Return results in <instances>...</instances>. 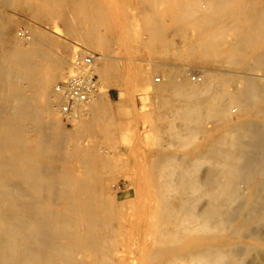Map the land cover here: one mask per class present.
Instances as JSON below:
<instances>
[{
    "label": "bare ground",
    "instance_id": "1",
    "mask_svg": "<svg viewBox=\"0 0 264 264\" xmlns=\"http://www.w3.org/2000/svg\"><path fill=\"white\" fill-rule=\"evenodd\" d=\"M167 5L182 26L202 22L206 30L197 40L188 28L157 31L168 50L155 52L169 61L137 67L136 82L159 106L162 128L177 130L173 146L195 144L199 159L179 160L173 190L159 193L142 225L124 194L109 196L120 180L108 185L95 165L112 163L111 153L90 141L111 134L109 86L132 67L116 54L126 36L114 30V14L99 0H0V264H243L242 231L264 227V0ZM129 8L126 22L139 21ZM22 23L28 32L18 36ZM197 46L219 67L175 62ZM81 65L99 85L75 105L68 128L58 86ZM199 134L206 140L197 144ZM200 160L210 167L197 178Z\"/></svg>",
    "mask_w": 264,
    "mask_h": 264
},
{
    "label": "rangeland",
    "instance_id": "2",
    "mask_svg": "<svg viewBox=\"0 0 264 264\" xmlns=\"http://www.w3.org/2000/svg\"><path fill=\"white\" fill-rule=\"evenodd\" d=\"M192 1L198 3L200 0ZM99 2L114 14V30L120 35L126 36L116 54L124 57L125 61L132 67L127 66L125 71L117 76L109 86L112 103L108 104V108L114 112L115 116L111 134L104 140L96 134L90 138L94 149L104 147L111 153L112 163H96L95 171L103 177L108 185H112L117 179L120 180V187L114 186V190L109 196L114 198L119 194H124V199L132 204L136 208V212L142 216L139 223L146 225L147 218H144L143 215L148 208L158 204L159 193L173 190L168 182L175 174L181 172L180 161L199 159V156L194 153L195 144H189L182 149H176L173 146V144L178 145L180 141L177 130L170 127L162 128L163 122L158 115L159 106L153 100L145 98L144 88L136 82L137 73L135 70L137 67L150 60L169 61V58H164L163 55L156 53L158 50L162 53L168 50L166 45L156 39V32L159 30L168 31L166 25L171 23L174 18L173 15H167L165 10L170 0H128L127 2L126 0H99ZM127 4L130 7V14L141 16L139 21L132 24L126 22L124 8ZM16 12L26 18L23 12L17 10ZM191 20L196 23L199 22L197 12L192 14ZM59 26L64 29V22L61 21ZM181 28H188L190 36L195 40H197L199 32L206 30L202 22L196 27L181 25ZM97 30L105 32L107 28L99 26ZM22 31L28 32L26 23H22L18 27V36L21 35ZM172 37L175 42H181L178 35L173 34ZM104 39V45H101L97 50H105L107 47L106 36ZM198 48L186 53L182 58H177L175 62L194 66L198 71L203 66L202 62L211 63L208 66L219 67L217 63L221 59L217 58L216 55L209 57L204 54L202 49ZM97 77L100 79L99 75ZM259 78L264 79L263 76ZM134 98H138L137 107L133 105ZM262 98L264 97L259 99ZM167 114L173 118L171 112ZM67 127L74 128V125ZM207 127L214 130L216 124L209 121ZM198 138L197 144L206 140L203 134H199ZM163 148L168 151V155L162 156L160 154ZM91 157L89 154L86 155V158ZM196 165L198 166L197 171L193 175L197 178L201 177L204 171L210 167L208 162L201 160L197 161ZM207 199L208 197L202 196L201 203ZM263 232L264 227L256 224L242 231L239 241L243 264H264Z\"/></svg>",
    "mask_w": 264,
    "mask_h": 264
},
{
    "label": "built area",
    "instance_id": "3",
    "mask_svg": "<svg viewBox=\"0 0 264 264\" xmlns=\"http://www.w3.org/2000/svg\"><path fill=\"white\" fill-rule=\"evenodd\" d=\"M27 34L26 31H22L21 35ZM87 62L90 65L92 58L88 57ZM194 80H201L200 74L193 72ZM98 77L93 74L91 68L80 66V73L69 82L60 83L58 86L59 91L62 93V99L60 102V112L63 118L68 122V125H72L68 120L73 117L74 107L77 103L90 100L97 87ZM157 84L161 82L160 78L156 80Z\"/></svg>",
    "mask_w": 264,
    "mask_h": 264
},
{
    "label": "crops",
    "instance_id": "4",
    "mask_svg": "<svg viewBox=\"0 0 264 264\" xmlns=\"http://www.w3.org/2000/svg\"><path fill=\"white\" fill-rule=\"evenodd\" d=\"M167 30H180L181 24L177 22V20L173 19L171 23H168Z\"/></svg>",
    "mask_w": 264,
    "mask_h": 264
}]
</instances>
